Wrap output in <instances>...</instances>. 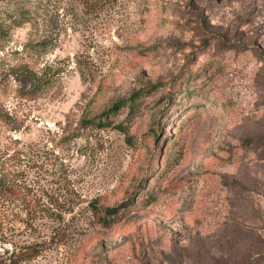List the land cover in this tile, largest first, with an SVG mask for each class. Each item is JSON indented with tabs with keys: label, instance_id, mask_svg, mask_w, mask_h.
<instances>
[{
	"label": "rangeland",
	"instance_id": "obj_1",
	"mask_svg": "<svg viewBox=\"0 0 264 264\" xmlns=\"http://www.w3.org/2000/svg\"><path fill=\"white\" fill-rule=\"evenodd\" d=\"M0 27V264H264V0H0Z\"/></svg>",
	"mask_w": 264,
	"mask_h": 264
},
{
	"label": "trees",
	"instance_id": "obj_2",
	"mask_svg": "<svg viewBox=\"0 0 264 264\" xmlns=\"http://www.w3.org/2000/svg\"><path fill=\"white\" fill-rule=\"evenodd\" d=\"M2 33H3V30L0 27V34H2ZM34 78H35V76L33 77V75L28 74V80L31 81ZM33 82H34V80H33ZM154 88H156V87H154ZM138 97H139V94H136L133 97H131L129 99V102L125 106V107H127V109H129L130 114L134 113V108L137 105ZM108 112L104 113V116L108 115ZM103 124H105V123H101L102 126H103ZM119 129H120V127H119ZM121 130L123 131V129H121ZM126 206H128V205L125 204L122 209H124ZM92 210L94 212V215L98 217L99 222H101L103 226H108L114 220V218L117 216V214H118L117 212L119 211V210H116L115 208L106 209V210L96 209L95 206H92ZM16 256L18 257L19 255H16ZM36 256L37 255H35V253H32L31 255L27 253V255H24L25 260L35 258Z\"/></svg>",
	"mask_w": 264,
	"mask_h": 264
}]
</instances>
